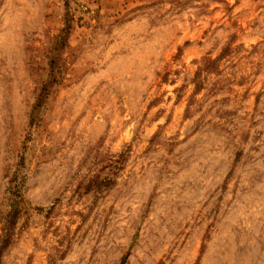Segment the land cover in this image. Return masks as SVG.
<instances>
[{"label":"rangeland","instance_id":"rangeland-1","mask_svg":"<svg viewBox=\"0 0 264 264\" xmlns=\"http://www.w3.org/2000/svg\"><path fill=\"white\" fill-rule=\"evenodd\" d=\"M16 182L0 264H264V0H0V234Z\"/></svg>","mask_w":264,"mask_h":264},{"label":"trees","instance_id":"trees-1","mask_svg":"<svg viewBox=\"0 0 264 264\" xmlns=\"http://www.w3.org/2000/svg\"><path fill=\"white\" fill-rule=\"evenodd\" d=\"M71 17L72 16H70V18ZM65 37H67V34L65 33V31H63L61 35L59 34L57 35L56 42L62 43L61 40ZM230 44H231L230 42H227L221 48L220 52L216 57L214 58L205 57L201 60V62H199L193 77L195 88L199 87V85L202 82V79L206 74L214 72L218 69L219 66L218 64L220 60L225 58L226 55H228V52L230 50ZM56 82L57 80H55L54 78L52 80H49L48 83L46 84H41L36 100L30 109V113H29L30 126L35 124V121L39 118V114L41 110L44 108V103L47 97L51 93L50 87H52V85L55 84ZM122 160H123V153H120L117 156V158L113 161V164H111V166L114 169L119 168V165L121 164ZM15 177H17L16 174ZM113 181L114 180L112 178L97 179L95 176H93L87 180V183L84 184V188L86 187L88 189H91L94 191V193H101L107 187L111 186L113 184ZM8 192L10 195L9 204H8V209L5 211V214L3 216V224L1 227L2 232L0 234V258L5 248H7L11 244V242H13V238L15 236L16 224L27 211V206L22 198L21 184L19 182H16L15 184H11L8 188Z\"/></svg>","mask_w":264,"mask_h":264}]
</instances>
